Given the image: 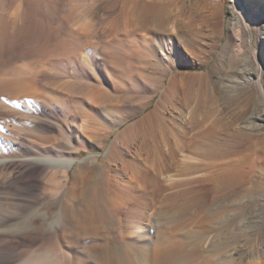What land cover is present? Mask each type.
Returning <instances> with one entry per match:
<instances>
[{
	"label": "rangeland",
	"instance_id": "rangeland-1",
	"mask_svg": "<svg viewBox=\"0 0 264 264\" xmlns=\"http://www.w3.org/2000/svg\"><path fill=\"white\" fill-rule=\"evenodd\" d=\"M237 1L244 7L243 14L234 0H0V139L5 140L0 144L7 148L9 143L14 144V153L19 155L24 152L19 149L18 143L24 139L36 156L56 152L77 154L79 158L66 176L60 168H46L37 170L32 178H25L37 186L40 194L52 200L66 193L64 204L69 199V205L78 210L83 204L74 197L70 199V196L76 192L80 194L83 189L87 195L93 192L103 207L113 205L119 198L108 190L107 180L98 174L87 177L83 171L86 165L94 164L89 161L81 167L79 164L91 155L105 153L119 129L115 130L104 149L90 151L83 147L78 152L76 146L87 136L84 132L100 128L103 136L107 129L110 130V126L104 123V118L109 116L107 110L114 108L118 115H127L136 102L152 95L155 98L160 96L162 90L156 91L155 80L150 79L143 68L149 61H154L151 49L161 45L162 13L176 14L183 3L185 5L181 8L191 15L193 21L192 45H189L192 48L189 53L183 48L185 63L200 64L202 60L209 59L207 65L196 70L211 68L223 53L230 34L246 27L254 33L257 61L264 65V3H256L251 8L247 0ZM219 27L223 28L224 36L218 43ZM231 43L234 46V41ZM225 62L221 69H215L216 84H211L206 89L208 92L203 90L201 94L211 93L223 98L215 106L224 114L227 111L230 133L239 134L241 131L244 136L249 147V159L245 161L248 176L237 186L211 189L212 193H209L212 196L208 192L205 195L201 193L203 189L200 194L196 193L199 190L195 191L192 196L198 206L193 205L192 211L199 212V207L208 203L210 210L208 207L205 215L216 210L218 214L228 213L236 220L239 217V224L248 226L242 237L228 239L221 231L210 234L208 243L203 244L205 249L211 244L209 247L214 251L208 252L207 256L204 254V257L198 253L187 255L191 247L189 241L181 243V247L176 246V240L167 231L176 223L171 210L184 201L178 196L182 187L175 182L184 178L172 171L162 176L166 184L164 191L146 193L145 219L131 223L136 230L146 231L143 236L134 233L129 239L115 237L106 240L110 250H90L85 243H72L63 237L61 233L67 230V224L48 237L33 235L27 247L20 248L13 242L0 240L1 251L19 253L28 249H47L60 261L58 264H231V258L236 264H263L264 258L257 259L256 256L264 253L263 238L258 236L259 225L264 224V135L261 134L264 128L253 129V122L244 123L234 118H241L247 112V117L252 114L250 119L255 121L254 117L262 110L264 112V106H260L264 102L259 93L253 91L251 77L240 73L246 67L248 73L254 74L256 64L249 55L245 52L234 62L227 57ZM248 103L249 106L251 103L249 108L246 107ZM153 106L154 103L146 111ZM255 107L259 111L256 114ZM245 108L252 110L249 112ZM234 129L238 132L231 131ZM87 139L94 146L100 143L98 138ZM182 154L179 159H183ZM233 158L232 162H235L239 156ZM231 160L210 156L204 161L199 174L191 178L200 179L201 183L195 184L198 188H210L209 178ZM202 195L205 199L209 196L208 201ZM102 224L115 227L114 216H107ZM159 244L171 247L156 255L151 248Z\"/></svg>",
	"mask_w": 264,
	"mask_h": 264
},
{
	"label": "bare ground",
	"instance_id": "bare-ground-1",
	"mask_svg": "<svg viewBox=\"0 0 264 264\" xmlns=\"http://www.w3.org/2000/svg\"><path fill=\"white\" fill-rule=\"evenodd\" d=\"M234 2L240 13L243 14V5L237 0H234ZM247 2L252 8L256 3H264V0H247ZM169 5L171 4H167V6ZM184 5V3L180 5L179 11L176 14L174 13L175 15H171L167 11L162 13L160 18L161 45L158 48L155 46L151 49L155 57L154 61H149L143 68L147 76L155 80L156 91L162 90L160 96L155 98V95H152L145 100L136 102L132 106V111L127 115H118L114 108L107 110L109 116L104 118V123L110 126L109 131L107 129L103 136L100 128L84 132L87 138L100 139V143L94 146L89 144V139L85 137L76 146L78 152L83 147L90 151L104 149L107 147L112 134L116 129H119L105 153L91 155L79 164L80 167L84 166L87 161L94 164V166L86 165L83 170L86 176L91 177L98 174L106 179L105 184L108 190L117 194L119 199H116L113 205L103 207L98 203L93 192L87 195L83 189L80 194L78 192L76 194L72 188L75 195L71 194L70 199L74 197L83 204L80 210L71 207L68 202L69 199H66L67 202L64 204L66 193L62 194V197L59 191L61 197L52 200L50 197L40 194L37 191V186L33 185L25 176L32 178L37 170L46 168L54 170L60 168L66 176L79 156L63 153L62 151V153L56 152L57 154L43 153L36 156L25 139L18 143L19 149L24 152L23 155L14 153L16 146L12 143H9L8 148L4 147V144H0V240L13 242L17 247H27L31 244L33 235L40 234L48 237L53 231H58L69 224L67 230L61 233L63 237L69 239L72 243H85L90 250L102 248L108 251L111 248L106 240L109 241L115 237L129 239L134 233L139 236L145 234L144 229L140 232L131 223L134 224V222L139 221L138 219L146 217L147 207L144 204L146 193H161L164 191L166 184L162 176L172 171L177 172L184 178L179 182H175V185L182 187L181 191L178 192V196L182 197L184 201L171 210L173 217L176 218V223L171 225L167 231L168 235L176 240L174 243L176 246L181 247V243L189 241L191 247L187 250V255L198 253L204 257V254L209 255L208 252L214 251L209 247L211 244L207 246L208 249H205L206 246L203 244L204 242L208 243L210 234L221 231L228 236V239L229 237L236 239L242 237L243 231L248 226L242 227V224L237 221L239 217L236 220L230 217L228 213L222 212L223 215H220L221 212L218 214V211L213 209V213L209 212L208 215H205L204 211H207L208 207L210 210L208 203L200 206L199 212L192 211L193 205L198 206L195 205V198L193 199L192 196L195 191L199 190L196 193L200 194L203 189L204 191L201 193L204 192L205 195V192L209 193L211 191L212 193L211 189L215 191L218 187L237 186L246 180L249 171L245 166V161L249 159V147L246 146L247 143L244 141L242 132L239 130V134H235L233 131L236 129H234L231 130L233 133H230L228 129H231V123L227 118V111H225V115L223 110L221 111L217 105L215 106L223 98L211 93L210 95L208 93L201 94L204 93L201 91H205L211 84H216L214 79L215 69H221L222 64L223 66L226 64L225 59L227 57L231 62H234L239 55L246 52L256 64L255 72L254 74L248 73L247 68L243 67L240 73L242 76L251 77L253 91H257L262 102H264V65L257 61L254 33L246 27L238 28L230 34L229 42L226 44L223 53L211 68L201 71L196 70L201 68L202 65H207L209 59L200 61V64L185 63L182 59L183 48L188 53L192 48L189 45H192L193 34L191 31L193 28L191 24L193 21L191 15L184 8V10L181 8ZM218 29L219 43L223 40L224 30L220 27ZM232 41H234V46L231 43ZM219 78L221 79V77ZM254 92L251 91L253 94ZM247 98H249L248 95ZM244 99H246V96ZM152 103H154L152 109L146 111ZM250 106L249 103L248 106L246 105L248 108ZM260 106L263 107L264 105ZM248 108H245L246 111H249ZM257 108L259 109V106ZM262 111L256 117L253 116L255 121L250 119L252 114L247 117V112L243 116L239 115L241 118L234 119H241L244 123L253 122V125H251L254 127L253 129L255 127L263 129L264 112L262 113ZM142 112L145 113L136 117ZM258 112L257 110L255 114ZM229 118H231V115ZM231 121H233V118ZM234 124L238 125L236 122ZM261 134L264 135V133ZM248 139L250 140V137ZM4 141V139H0V142ZM252 141L255 142V140ZM260 148L262 149V147ZM181 153H184L182 154L183 159L178 158ZM210 156L232 160L225 163L220 170L209 178L210 188L200 186L199 189L195 184L201 183L200 179L195 180L191 177L194 178L195 175L199 174V171L205 165L204 161ZM235 156H239V158L232 162ZM16 169H19V171H16ZM20 171H23L22 174L19 173ZM211 193L208 195L212 196ZM198 196L196 195V197ZM208 197L206 198L208 199ZM203 198L205 199V196ZM207 199L205 201H208ZM198 200L196 199V201ZM52 205L54 206L52 207ZM107 216H114L115 227L112 228L102 224ZM141 227L139 228L141 229ZM258 234L259 237L262 236L263 242L264 224L259 225ZM210 241H212V238ZM170 247L168 244H159V246L154 245L150 250L159 255L168 251ZM1 250L3 249H0V264H58L60 262L47 249L39 251L28 249L26 252L21 250L19 253ZM66 255L67 258L68 254ZM256 257L257 259H263L264 253L262 255L258 254ZM229 262L236 264L233 258ZM262 262L264 264V261Z\"/></svg>",
	"mask_w": 264,
	"mask_h": 264
},
{
	"label": "clouds",
	"instance_id": "clouds-1",
	"mask_svg": "<svg viewBox=\"0 0 264 264\" xmlns=\"http://www.w3.org/2000/svg\"><path fill=\"white\" fill-rule=\"evenodd\" d=\"M85 22H87V21H85Z\"/></svg>",
	"mask_w": 264,
	"mask_h": 264
},
{
	"label": "snow or ice",
	"instance_id": "snow-or-ice-1",
	"mask_svg": "<svg viewBox=\"0 0 264 264\" xmlns=\"http://www.w3.org/2000/svg\"><path fill=\"white\" fill-rule=\"evenodd\" d=\"M26 223V222H25Z\"/></svg>",
	"mask_w": 264,
	"mask_h": 264
}]
</instances>
